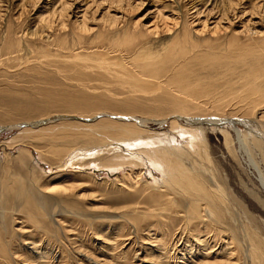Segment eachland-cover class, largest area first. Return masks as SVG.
<instances>
[{"label":"bare ground","instance_id":"bare-ground-1","mask_svg":"<svg viewBox=\"0 0 264 264\" xmlns=\"http://www.w3.org/2000/svg\"><path fill=\"white\" fill-rule=\"evenodd\" d=\"M136 1L145 4L149 0H133ZM150 1L154 4L163 0ZM168 1L173 6L177 3L176 0ZM246 1L186 0V12H192L191 24L177 10L173 15L164 14L160 10L164 5H160L157 14L163 21L165 36L171 38L156 41L161 36L159 23L153 29L144 30L139 21H122L111 15V6L99 28L93 27L89 10L92 7L98 10L104 4L102 2L108 0H0L1 78L5 74L13 77L30 72L38 74L36 78L40 79L39 75L48 76L50 73L46 67H56L57 76L68 83L66 88L72 92L63 97L55 92L59 99L46 106L64 108L66 110L56 112L67 115H49L40 121L22 123L20 135L28 139L45 136L54 140L88 136V147L84 150H73L75 144L72 148L69 145L68 153L57 148L56 156L66 155L65 163L69 165L90 159L91 165L96 166L90 169V174L79 172L81 185L71 182L58 186L55 184L58 179L71 180L72 175L56 173L44 186L39 164L35 163L32 153L22 150L10 160L15 171L4 169L0 176V252L8 264L21 259L18 250L25 248L29 254L24 259L27 263L61 262L58 258L62 256V247L52 248L39 236L43 232L39 223L42 219L49 220L51 224L59 223L58 217L62 214L99 222L100 233L107 231L114 239L120 238V234L112 229L111 222L127 224L133 235L129 245L135 248L138 228L147 223V217L153 218L146 224V238L154 243H149L145 253L156 254L158 264H264V218L255 216L252 209L257 206L264 212V67L258 64V70L256 68L252 75L247 76V84H241L243 93L232 99H227L230 96L224 92L225 95L216 100L217 86L193 83L185 74L192 69L195 60L204 59L197 56L200 54H197L196 46L211 42L203 36L206 31L216 37L215 44L223 43L229 39L228 36L225 38L220 25L223 17L235 12L237 7H243L244 12L250 9L248 12L255 14L253 12L264 4V0H251V5ZM127 5L136 8L130 1ZM73 11L79 15L74 22L71 21ZM213 14L220 19L213 29H209V18ZM202 15H205L203 21L200 19ZM197 24L200 29H195ZM226 32L227 29L224 30ZM130 34L135 39L139 37L141 44L134 47L136 42L133 40V47L125 46L123 43ZM231 37L236 38L237 35L232 34ZM105 38L113 40L106 44ZM116 41L123 43L116 44ZM92 49H106L107 55L109 51L119 52V60L128 61L124 66H117L111 60L92 58L89 53ZM69 59L71 64H68ZM212 66L208 68H214ZM38 70L44 73H36ZM43 76L37 80L38 85L47 82ZM53 81L50 82L57 85V80ZM139 92L155 94L149 102L153 109L148 107L143 119L136 118L135 113L134 117L129 112L130 115L121 112L137 105L132 101ZM206 92H212V98L208 95L205 99ZM122 95L133 96L134 99L120 100L117 96ZM25 100L26 97L19 101L20 109L23 106L22 109L28 110L26 112L35 110L33 106L24 104ZM239 107L246 109L240 112L243 116L236 110ZM85 110L92 112L84 113ZM114 111L125 116L107 114ZM92 122L97 123L90 124ZM167 122L171 129L163 133L160 128ZM5 129L0 127V132ZM210 133L224 136L227 154H221L220 158L216 156L209 140ZM7 159L10 156L5 151L4 160L9 161ZM99 172H105L108 177H118L99 181ZM98 182L108 189L124 192L122 201L129 203L126 210L112 214L99 206L103 199L97 198L94 192L81 189L87 183L95 186ZM80 204H83V210L79 208ZM25 221L35 225L27 233L22 228ZM108 222L110 225L105 224ZM158 227L162 230H157ZM35 234L38 239L32 238ZM165 235L171 236L168 241L170 248L163 240ZM8 239L16 244L14 251L9 249ZM75 239L65 238L80 258L91 264H111L107 259L91 258L89 251L80 244L73 248ZM135 253L134 260H137L140 252Z\"/></svg>","mask_w":264,"mask_h":264},{"label":"rangeland","instance_id":"rangeland-1","mask_svg":"<svg viewBox=\"0 0 264 264\" xmlns=\"http://www.w3.org/2000/svg\"><path fill=\"white\" fill-rule=\"evenodd\" d=\"M102 1L103 0H99V2H102ZM129 1H130V4H132L136 8H133L131 6L129 7L127 5L129 3ZM176 1H177V3L173 6L172 2H170L168 0H163L159 3H154V4L150 0L145 1L144 2L145 4H141L139 1L133 2V0L132 1L131 0H122L120 2H118V0H110L111 5H109L110 2L108 0V2H102L104 4H102L98 10L95 7H92L89 10L90 22H91V25L93 27L99 28V25H101L103 23L102 18L107 13L108 7L111 6V8L109 10L110 11L109 13L111 15H116V17L121 19L122 21H127V22L128 21H135V22L139 21L143 25L142 27L144 30L147 28H148L147 30L153 29V28H155V25H158V23H159V28H160L159 30H160L161 36H159V38L155 39V40L156 41H160V40L165 41L164 39L168 40L167 38H171V36H168V37L165 36L166 32L164 30L163 21H162V19H160L161 17L157 14L158 13L157 12L158 6L160 8L162 5H164L163 8L162 7L160 8V10H162L164 12V14L166 13L167 15H171V14L173 15L174 11L177 10V11H179V13L180 12L183 13L182 16L184 18L187 17L185 20L187 22H189L190 24L193 20L192 16L190 15L192 12H190V14L186 12V9H188V6H185L186 0H176ZM250 2H251V0H247L245 3H247L248 5H251ZM167 10H169V11H167ZM248 10L250 11V9H248ZM248 10L247 11L245 10V12H244L243 7L242 8L237 7V10L235 12H231L229 16L223 17V19L220 21V25H222L224 27V28L222 27V29H224L225 31L227 29L226 33H224V30H223V34L226 36L225 38L227 39V36L229 37V39L224 40L223 43L215 44L214 39L216 37L212 36L209 31H206L203 34V36L204 37L206 36L207 40H211V42H209L210 44L204 43L205 45L203 46V44H202L203 42H202L196 46L197 54H200L197 56H199V57L203 56L204 59H197L198 61L195 60L194 64H192L193 67L191 66L192 69L189 72L185 73V74H188V75H186V77L190 78L191 79L190 81L193 83L198 82L196 84H201V85H207V83L208 84L211 83L212 86H214V87L217 86L216 87L217 90L215 92V95L217 97V98H215L216 100H220L222 98V96L225 94L227 97L228 96H230V97L227 98L224 96L225 97L224 99H226V98L227 99L237 98V96L241 95L240 93H243L244 88L241 86L243 84L246 85L247 83H245V81L249 80L247 78V76H250V74L252 75L253 71H255L256 68L258 70L259 65L264 67V40H263L264 39V4H262V7L260 9H257L255 12H253L255 14H252V12H248ZM76 12L77 11H75V13H74V11H73L71 13L72 14L71 15V21L72 22L76 21L77 17L79 16V15L77 16ZM169 12H171V13H169ZM200 19H201V21L205 20V15H202L200 17ZM218 19H220V17L218 15H215V14H213L209 18V29L214 28L215 23L217 21H219ZM194 27H195V29L201 28L198 24ZM131 34L129 35L128 38L125 39L124 43L120 42V43H123L125 46H128V48H129V46H132V44H134L135 42H136V44L133 45L134 47H136L138 44H141V43H139V40H140V42H142L141 39H139V37L135 39L133 37V35L131 36ZM232 34L237 35V37L232 38L231 37ZM200 38H203V37L200 36ZM106 39H109V38H105L104 41H106L105 42L106 44L109 43V41L111 42V40H113L112 38H111V40L110 39L106 40ZM133 40L135 42H133ZM259 40H262V42L261 41L259 42ZM152 42L154 43L155 41H152ZM118 43L119 42L116 41V44H118ZM105 46L107 47V45H105ZM150 47H152V46L150 45ZM155 47H157V46H155ZM204 52H207V54ZM89 53L92 55V58H99V59L101 58V59L111 60V62L115 63L117 66L118 65L124 66L125 63L128 61V60H125V61L119 60V58H120L119 52H117L118 53L117 54V53H114V52L112 53L109 51L110 55L108 54L109 55L108 56L106 49L105 50H99V51L96 49H92L89 51ZM232 53H235V54H232ZM129 54L130 53H128L127 55H129ZM204 55H206V56H204ZM258 55H259V57H258ZM113 59H115V60H113ZM67 61H69L68 64H71L70 59ZM121 61H122V64H121ZM215 65L217 67H215ZM209 66H212L214 68L210 67L212 69L211 70L210 68H208ZM204 67H205V69H204ZM215 69H216V71H213ZM45 70L46 71L49 70V72L51 74L48 73V76L47 75H45V76L39 75L40 79L43 76V77H45L44 81H47L45 84L43 83L44 82L43 81L42 82L43 84L39 83V85H38L37 80L39 81L40 79L36 78L38 76V74L34 75L33 73H30V72L26 73L25 75H20V76L15 75L13 77L11 75H7V74H5L2 78L0 76V78H1L0 79V127H6V129L4 131L0 132V161H2L0 163V176L2 177L4 169L11 171V172L15 171L13 168V163L11 164L10 160H12L13 157L16 158L22 150L23 151L27 150V151H29L30 154L32 153L31 155L33 156V158H35L34 159L35 163L39 164L38 166H39V169L41 171L40 179H41V183L44 184V186L45 185L47 186V184L49 183L48 181L56 173H60L61 175H69V174L72 175L71 180L65 179V181H63L62 179L61 180L58 179L55 182V184L58 186L59 185H62V186L69 185V183H71V182H75V183L77 182L78 185H81L82 182L80 180L81 178H79V176H80L79 172L83 171V172H85V174H90L92 172L90 169H93V168L95 169L96 166L91 165L93 162L91 161L92 162L91 163L90 159L87 161L86 160L79 161V163L77 162V163L69 165V163H65L66 155L61 153L62 154L61 157H58V156H56V150L58 148V150L65 151V154H66V152L68 153V151H69L68 149H71L74 144H75V147L73 148V150H76V149L84 150L85 147L86 148L88 147L87 144H88V140L90 139V138H87L88 136H86L84 138H83V136H80V135L74 136V137H65V138L59 139V140H61V141H59L58 139L54 140L52 138L45 137V136H44L45 138L44 137L43 138H30L31 139L30 140L27 137H22L20 135L21 127H19V126H21L22 123L24 124L25 122L26 123L27 122L28 123L36 122L39 119L42 120L49 115H51V116L53 115V117H57V116L62 115V114L67 115V113H60V112L57 113L56 112V110H60V111L66 110L64 108H60L59 106H56L54 108L53 107H51V108L46 107L47 105L52 104L53 101L59 99V96H56L55 92H58L60 94V96H62V97L67 95V94H72V92L70 91L69 88H66V85L68 83H66L63 78L61 79L59 76H57L56 67H50V68L46 67ZM45 70L43 69L44 72H45ZM203 70H206L207 72L203 71ZM209 70H210V72H209ZM40 71H41V73L43 72L42 70H38L36 73H38ZM207 73H209V74H207ZM211 73H213V74H211ZM49 75L52 77H50ZM25 76L27 77V79ZM199 77H201L202 79ZM197 78H198V80H197ZM18 79L24 83H20V81ZM28 79H31V80H28ZM55 79L57 80V85H55V84L53 85L52 82H50V81H53ZM34 80L37 82L36 84H35ZM205 80H207V81H205ZM18 81H19V83H18ZM223 81H224V83H222ZM202 82H204V84ZM53 83H54V81H53ZM228 83L230 85L231 84L232 85L230 86ZM9 85H11V86H9ZM21 85L27 89H25V88L22 89L23 87ZM61 85H63V86H61ZM202 87H204V86H202ZM205 87H208V86H205ZM15 88H17V90ZM35 88H37V89H35ZM210 90H212V89H210ZM228 90H230V92ZM18 91H20L19 92L20 94L18 93ZM26 91H27V93H26ZM33 91H34V93H33ZM65 91H67V93H65ZM212 92H213V90H212ZM212 92H211V94L213 96ZM224 92H225V94H224ZM232 92L233 93L235 92V93L232 94ZM16 93H18V94H16ZM139 93L135 94V96H136L135 99L133 98V96H129L132 100L134 99V101H132V102L136 101L135 103H137L138 106L137 105L133 106L134 108H131V110H129V111H124V110L122 111L121 110V112H123L127 115H130V114H132V116L136 115V118L143 119L145 117L143 114H146L144 112L145 111L147 112L149 110V108L153 109V107H149L150 106L149 102L155 97V94L144 95L141 92H139ZM206 93H208V92H206ZM26 94H28V95H26ZM141 94H143V97ZM211 94L208 93L207 95H205L203 97L206 99V98H208L207 96L209 95L210 98H212ZM123 95L120 97L119 96H117V97L120 100L129 98V97H126ZM139 96H141L140 99H139ZM25 97H26V100H25L26 103H24V104H26V105L29 104V106H33L35 108V110L26 112L28 110L22 109L23 106L20 109V107L18 106V104L20 103L19 101ZM137 97H138V99H137ZM215 99H213V100H215ZM139 100H140V102H139ZM145 104L147 106L146 109L149 107L147 110L145 108H143V105L145 106ZM133 105H135V104H133ZM238 106H240V105H238ZM139 107H140V111H139ZM38 108H40V109H38ZM136 109L138 110V112H136ZM261 109H262V107H261ZM133 110H135V111H133ZM236 110L239 111V113H240V112H244L246 109L239 107ZM91 112H92V110H89V111L85 110L84 111V113H91ZM114 112L116 113V111H114ZM115 113L108 112L107 114L125 116L124 114L119 115V114H117V113L115 114ZM140 113L143 116L139 115ZM215 113L216 112L213 110V114H215ZM242 114L243 113H240L241 116H243ZM77 115L81 116L80 114H77ZM137 115H138V117H137ZM83 116H85V115H83ZM95 123H97V122H92L90 124H95ZM9 127H11V128L8 129ZM170 129H171V126H170L169 122H167L162 128H160L161 132H163V133L168 132V130L170 131ZM76 137L77 138L79 137L80 139H77ZM69 138H70V140H68ZM86 138H87V140H86ZM76 140H77V142H76ZM83 140L85 141L84 143H83ZM209 140H210L212 149H213V151L217 157L220 158V157H222L221 154H227V151H226L225 146H224L225 141H224L223 135H221L219 133H216V134L210 133L209 134ZM4 145L7 147L6 148L7 150L3 147ZM69 145L71 146V148ZM3 148H4V150H3ZM5 151H6V154H9V156H10V159H7L9 161L4 160ZM97 170L98 169H96V171ZM73 173H75V175ZM120 176H121V174H120ZM117 177H118V175H111L110 177H108L105 175V172H99L98 173V180L99 181H103L104 179L112 180V179H115ZM58 183H60V184H58ZM101 183L98 182V184H95V186H94V184L87 183L84 186H82L84 188H81V189L87 190L88 193L94 192L95 195H97V198L103 199L99 203V206L106 208V210L111 212L112 214L113 213H119V212L121 213L124 211V209L126 210V206L129 203H125L124 201H122L121 197L124 195V192H122L121 190H117V189H114V190L108 189L105 186L101 185ZM84 203H86V202H84ZM88 203H89V201H88ZM92 204H94V203H92ZM82 205L81 204L79 205V208L81 210L84 209ZM252 209L254 211L253 214L255 216H257L259 218L260 217L264 218V212L261 211V209L259 207L255 206ZM70 217H69V215L67 216V215L62 214L58 217L59 223L51 224V222L49 220H43V219L40 220L41 223H39L40 228L42 227V230H43L42 233L43 234L45 233L44 235L41 233L39 236L43 237L42 239H45L47 241V243L52 246V248L53 247L57 248L58 246L59 247L61 246L62 251L63 252L65 251L64 252L65 254L62 252V256L58 258V261L60 260L61 262H57V260H56V263H58V264H79V262H80L81 264H91L90 262L86 261L84 258H80L78 256V254H76V252L73 251L72 247H70L69 244L65 240L66 236H69L72 239L76 238L75 239V240H77L76 244L72 243L73 248L75 247V249H76V248H78V246L82 245L87 251H89L90 257L95 258L97 256L96 257L97 260H101L102 258L105 260L107 259V260L111 261V264L112 263H117V264H119V263L120 264H158L159 263V258L156 254L152 255L149 253L148 254L145 253V249L148 248L147 246L154 243L153 241L150 242V240L147 241V238H146V233L148 232L146 230L147 229L146 224L148 222H151L153 218L147 217V219H146L147 223L144 224L145 223L144 222L138 228L137 238H136L138 244L135 248L133 246L130 247L131 245H129V242L131 241L133 235H132V229H129L127 224L117 222V221L111 222L112 229H114V230L116 229L118 231V233L120 234V238L118 237L117 239H114V237L111 236L110 233L107 231L100 233V231H99L100 230V228H99L100 223L99 222L89 221V220H86L84 218H70ZM116 223H118L119 225ZM160 223H162V221H160ZM105 224L110 225L109 222L105 223ZM113 224H114V227L116 226L117 228H114ZM33 225L34 224H32L31 222L25 221V224L22 225V228L24 227L23 229L26 232V231H28L29 228L34 229L35 225L34 226ZM121 227H123V228H121ZM58 229H59V231H58ZM62 229L64 232L62 231ZM119 229H121V230H119ZM157 230L161 231L162 228L158 227ZM67 231H69V233ZM26 233H25V236L28 235ZM106 234L109 237L108 239L111 238V240L113 242L111 240L110 241L107 240ZM22 235H24V234H22ZM56 235H59V236H57V238H56ZM39 236L35 234L34 236H32V238L38 239ZM100 236H102V237L104 236V237L103 238L101 237V239H100ZM165 236H164L163 240L168 243V244L166 243L167 247H169V246L171 247V245H169L170 244L169 242L171 240V236H168V235H165ZM105 238L107 241L105 240ZM129 238H130V240L126 241ZM62 241H64L65 243ZM103 241H105V242H103ZM108 241H109V243H108ZM6 242L9 243V245H10L9 249L10 250L14 251L15 250L14 247H17L16 244L11 241V239H8V241H6ZM110 242L112 244H110ZM47 243L45 242L44 244H47ZM66 243H67V245H65ZM107 243L110 244V246ZM132 243H133V240H132ZM139 245H140V247H139ZM66 246H68V247H66ZM106 247H108V249ZM25 249L18 250V255L21 256V259H17L16 262L14 261V263L11 262L9 264H32V263H27V261L26 262L24 261L25 257L27 259L28 255H29L27 249L26 250ZM110 249L112 251H109ZM135 252H138V253L140 252L139 256H138L139 259H137V260H134V257L136 254ZM106 256H107V258H106ZM150 256H151V259H150ZM123 257H124V259H123ZM144 260L147 263H145ZM56 263L54 262L52 264H56ZM0 264H8L7 261L3 258L1 252H0ZM48 264H51V262Z\"/></svg>","mask_w":264,"mask_h":264}]
</instances>
